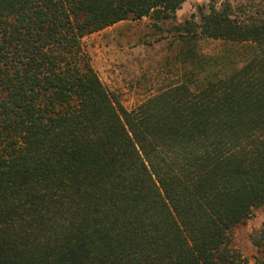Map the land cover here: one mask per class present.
I'll return each instance as SVG.
<instances>
[{
    "label": "trees",
    "instance_id": "16d2710c",
    "mask_svg": "<svg viewBox=\"0 0 264 264\" xmlns=\"http://www.w3.org/2000/svg\"><path fill=\"white\" fill-rule=\"evenodd\" d=\"M185 2L0 0V264H251L234 240L264 207V7L177 22ZM143 17L181 68L128 109L82 38Z\"/></svg>",
    "mask_w": 264,
    "mask_h": 264
},
{
    "label": "rangeland",
    "instance_id": "374dc122",
    "mask_svg": "<svg viewBox=\"0 0 264 264\" xmlns=\"http://www.w3.org/2000/svg\"><path fill=\"white\" fill-rule=\"evenodd\" d=\"M226 1L250 11L264 7V0H186L177 12V22L200 21L201 7L208 11L212 2L220 8ZM162 26L168 28L169 24ZM82 43L102 82L128 109L157 93L181 68L172 36L158 31L150 17L118 22L84 36ZM220 43L213 39L202 41V51L218 52L222 49ZM256 229L264 232V207L235 230L234 246L251 258V264H257V247L251 239Z\"/></svg>",
    "mask_w": 264,
    "mask_h": 264
}]
</instances>
